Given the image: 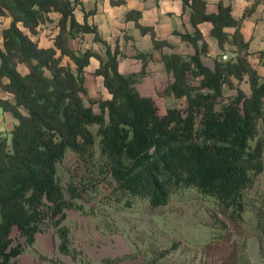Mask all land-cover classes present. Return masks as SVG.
Instances as JSON below:
<instances>
[{"label":"trees","instance_id":"16d2710c","mask_svg":"<svg viewBox=\"0 0 264 264\" xmlns=\"http://www.w3.org/2000/svg\"><path fill=\"white\" fill-rule=\"evenodd\" d=\"M79 3L0 0V16L10 18L1 30L0 89L9 96H0V108L16 119L9 134L0 132V264H17L24 246L48 229L55 256L43 259L68 264L61 258L68 256L73 264H92L75 245L65 220L68 210L83 209L78 198L101 194V186L107 203L113 199L129 206L144 200L153 208L166 205L177 190L193 187L222 209L237 214L251 210L256 228L264 233V192L250 196L264 173V48L251 49L240 31L248 12L235 19L231 6L221 0L211 13L206 0H182L195 27L193 33H179L194 49L183 54L162 51L172 45L139 22L140 11H126L124 18L150 35L152 50L136 52L141 67L125 74L118 69V45L111 49L96 26L88 24L93 10L83 11V20H77ZM51 22V44H41V29ZM202 22L211 23L210 35L219 48L212 67L202 61L208 51L197 28ZM87 32L104 44L103 54L71 45ZM225 45L231 46L228 56ZM91 57L99 62L91 74L102 76L110 95L92 100L98 112L85 102ZM150 61H159L167 74L154 97L136 86ZM164 94L182 100L183 106L159 112L156 98ZM92 125H97L96 134ZM68 153L76 157V166L74 174L65 176L60 166ZM136 256L103 257L100 264ZM156 259L129 264H159ZM242 264H249L245 255Z\"/></svg>","mask_w":264,"mask_h":264},{"label":"rangeland","instance_id":"374dc122","mask_svg":"<svg viewBox=\"0 0 264 264\" xmlns=\"http://www.w3.org/2000/svg\"><path fill=\"white\" fill-rule=\"evenodd\" d=\"M53 26L51 22L41 29L42 43L50 41ZM225 48L228 56L231 46L225 45ZM179 50L186 52V49ZM164 77L167 78V74L161 69L154 70L152 78ZM149 82L147 78L139 83L146 85ZM240 85L247 91L244 82ZM86 87L85 102L98 112V106L92 100L106 94L100 78L88 74ZM156 105L162 112L169 106L182 107L183 102L164 94L156 98ZM90 129L96 134L97 125ZM75 159L74 155L67 154L60 166L65 176L68 172L74 174ZM99 191L101 194L87 192L78 198L77 203L83 209L68 210L65 220L75 245L92 264H100L103 257H121L134 252L135 258H127L120 264L148 261L155 256L159 264H242L244 255L249 264H264V233L256 228L253 212L249 209L239 214L222 209L212 196L193 187L177 190L166 205L155 208L144 200H134L129 206L113 199L107 203L108 198L102 196L106 188L101 186ZM262 192L264 173L257 177L250 196L255 198ZM54 251L52 230L48 229L37 233L32 245L24 246L16 258L17 264H54L43 259L44 256L54 257ZM61 258L73 264L68 256Z\"/></svg>","mask_w":264,"mask_h":264},{"label":"crops","instance_id":"0c3cea01","mask_svg":"<svg viewBox=\"0 0 264 264\" xmlns=\"http://www.w3.org/2000/svg\"><path fill=\"white\" fill-rule=\"evenodd\" d=\"M121 4H111L110 0H79V4L74 10V14L78 21L83 20V11L93 10L87 17V22L97 28L98 35L105 40L111 47L117 44L120 50L118 55V69L121 73H132L139 71L141 62L134 57L136 52H147L152 50V40L148 33L142 34L133 20H126L124 14L128 10H138L141 12L139 22L144 26H151L155 32L156 38L159 40H167L172 47H163L162 51H176L183 54L192 53L193 47L186 41H183L179 33H193L195 27L189 20V7H183L182 0H123ZM206 11L216 12L217 2L219 0H206ZM225 5L231 6V15L235 19L242 17L244 11L248 14L241 20L240 31L245 40L249 42L251 49L264 48V0H221ZM55 18L58 14H53ZM9 17L0 16V44L2 41L1 30L8 26ZM197 28L202 33L204 40L207 42L208 51L202 56V61L209 67L213 66V57L219 52L216 38L210 35L211 23L202 22L197 25ZM129 36L130 38H127ZM84 40V41H83ZM42 43V38H40ZM51 41L48 42L49 45ZM71 45L80 51L87 48L103 54L105 46L99 41L94 40V33H83L82 36L75 37L71 40ZM179 49H186L182 52ZM161 49L154 50V54L158 55ZM211 57L209 61L206 59ZM99 65V62L94 57L90 58V63L86 67L88 73H92ZM164 69L159 61H150L147 64V73L143 77L144 82L148 78L149 84L142 85L138 83L136 86L141 93L151 96H156L157 89L163 86L164 78L154 79L153 73L155 69ZM22 72L26 71L25 66L19 65ZM264 73V67L262 68ZM166 73V72H165ZM100 78L102 87V76ZM163 82V83H160ZM158 83V86H157ZM160 83V84H159ZM142 85V86H141ZM106 94L103 98L110 97L105 89ZM1 97L9 95L0 89ZM16 123L9 112L3 111L0 108V132L8 134L13 125Z\"/></svg>","mask_w":264,"mask_h":264},{"label":"built area","instance_id":"2783aa9c","mask_svg":"<svg viewBox=\"0 0 264 264\" xmlns=\"http://www.w3.org/2000/svg\"><path fill=\"white\" fill-rule=\"evenodd\" d=\"M226 56L225 55H223V58H225Z\"/></svg>","mask_w":264,"mask_h":264}]
</instances>
